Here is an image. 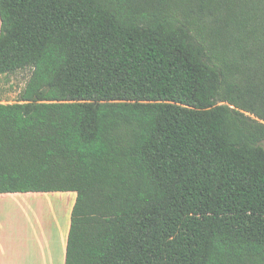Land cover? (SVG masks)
Wrapping results in <instances>:
<instances>
[{
	"label": "trees",
	"instance_id": "1",
	"mask_svg": "<svg viewBox=\"0 0 264 264\" xmlns=\"http://www.w3.org/2000/svg\"><path fill=\"white\" fill-rule=\"evenodd\" d=\"M0 194L77 193L66 264H264V0H0Z\"/></svg>",
	"mask_w": 264,
	"mask_h": 264
},
{
	"label": "crops",
	"instance_id": "2",
	"mask_svg": "<svg viewBox=\"0 0 264 264\" xmlns=\"http://www.w3.org/2000/svg\"><path fill=\"white\" fill-rule=\"evenodd\" d=\"M0 31H1V20H0ZM17 75V74H16ZM16 75L7 77L11 78ZM16 103V102H15ZM0 104H13L0 101ZM71 192H52V193H17V194H0V201L5 198L17 199L18 203H25L26 205L31 204L33 200H36V208H26L23 204L22 208L24 212L28 213L31 211L37 218V228L33 227L32 233L28 232L25 234V241L17 247H12V251H9L10 245H7L5 241L0 240V264H66L67 256V245L68 238L71 229L72 211L77 200V193L73 198L72 206L69 214H66V209L60 213L54 209L52 214V221L54 223V231L52 229H46L44 225V203L45 201L54 202L52 198H58V205L65 203L62 198L63 194ZM43 202V203H42ZM40 203V205H39ZM62 206L64 207V205ZM71 213V214H70ZM64 215L63 219L58 215ZM66 223V224H65ZM3 228V226H2ZM24 235V233H23ZM22 235V237H23ZM58 238L61 248L59 250L54 249V239ZM47 251H49V261H47ZM11 255V257H10ZM44 259L42 261L41 259Z\"/></svg>",
	"mask_w": 264,
	"mask_h": 264
},
{
	"label": "rangeland",
	"instance_id": "3",
	"mask_svg": "<svg viewBox=\"0 0 264 264\" xmlns=\"http://www.w3.org/2000/svg\"><path fill=\"white\" fill-rule=\"evenodd\" d=\"M29 76L30 72H23L11 78H7L5 76L0 77V101L7 103L17 102L19 100L20 92L25 88ZM262 145L264 147V142ZM74 195L75 193L71 192L63 194L62 198L59 197V199L64 200L65 205L62 203L64 207L61 203L58 205V198H52L54 200L53 203H51V201H45L44 210L46 213L44 216V225L46 229H52L54 231L52 214H54V209L56 210V207L58 208L57 211L59 213L66 209V214H69L73 198L75 197ZM21 204H23L26 208H32L33 206L36 208V205H38L36 200H33L29 205H26L25 203H18L17 199L14 198H5L0 201V240L5 241L7 242V245H10V252L12 251L13 246L17 247V245L21 244L23 240L25 241V234L28 232L32 233L33 227L37 228L38 225L36 216L31 213L29 209L28 213L24 212L22 209L24 207H22ZM58 215L63 219L64 215ZM60 248V242H58V238L55 237L54 249L59 250ZM49 258V251H47V261H49ZM41 260L44 261L43 258Z\"/></svg>",
	"mask_w": 264,
	"mask_h": 264
}]
</instances>
